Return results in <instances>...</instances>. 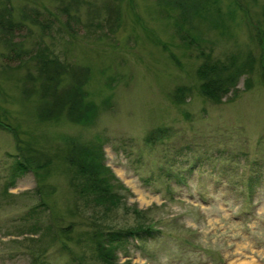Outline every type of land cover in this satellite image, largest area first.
Wrapping results in <instances>:
<instances>
[{
    "label": "rangeland",
    "instance_id": "rangeland-1",
    "mask_svg": "<svg viewBox=\"0 0 264 264\" xmlns=\"http://www.w3.org/2000/svg\"><path fill=\"white\" fill-rule=\"evenodd\" d=\"M82 1L96 10L112 8L95 36L85 28L88 5L78 10L81 23L68 30L58 12L61 0H0V11L8 7L23 24L15 42L30 48L41 39L62 60L89 68L85 102L95 106L88 124L66 113L41 118L35 61L7 57L0 43V264L91 260L85 241L75 240L88 221L74 213L69 177L57 160L68 139L101 145L104 164L129 189L121 191L125 204L145 212L160 231L123 243L121 262L264 264V0H241L242 6L202 0L205 18L194 22L200 31L183 28L203 39L202 49L215 58L255 59L250 88L243 77L238 95L220 104L200 94L201 49L176 34L180 11L168 0ZM50 19L61 28H43ZM179 87L191 89L182 102L172 97ZM161 127L169 130L164 138L148 143ZM21 141L54 159L44 179L17 172ZM131 209H116L108 220L135 226ZM71 224L74 241L53 240Z\"/></svg>",
    "mask_w": 264,
    "mask_h": 264
},
{
    "label": "trees",
    "instance_id": "trees-1",
    "mask_svg": "<svg viewBox=\"0 0 264 264\" xmlns=\"http://www.w3.org/2000/svg\"><path fill=\"white\" fill-rule=\"evenodd\" d=\"M61 1L58 12L63 17L66 16L67 21L64 26L68 30H72L73 25L81 23L78 10L83 5L89 6L86 12L85 28L89 30L90 35L93 34L92 36H95L98 30L103 29L105 20L108 19L107 16L112 17V8L109 5L102 10H96L82 0ZM212 1L210 0V2ZM201 2L203 1L168 0L171 9L180 11V16L176 22V34L180 36L184 44L190 47H192L191 44H194L201 49L200 55H198L201 58V63L196 71L199 81L198 90L204 98L220 104L225 98L228 99L230 94L235 93V97L238 95L237 86L243 77H247L246 85L248 89L250 88V76L256 62L251 55L244 61L236 54H232L226 59L215 58L213 50L210 49L206 52L202 49L200 42H203V39L195 38L190 33L183 31L185 26H190L191 31H195V29L200 31L198 27L194 26V22L197 18H205L203 14L205 6ZM234 2L242 6L241 0H234ZM73 5L75 9H72ZM57 17L56 19L59 20ZM53 20L50 19L48 22L42 23V27L46 29L61 28ZM220 22L214 20V26L219 27ZM22 27V23L13 21L11 10L8 7L0 11V43L5 45L8 51L6 56L9 58L13 56L14 59L30 56V59L36 63L43 104L39 110L40 117L50 119L66 113L77 123H90L92 121L91 113L95 111V106L85 102L88 94L84 90L86 76L90 72L89 68L74 66L66 60H62L60 55L44 45L41 39L33 43L32 47L24 48L21 42L13 40L14 33ZM261 68L263 71L262 79L264 80V63ZM65 75L69 76L72 81H65L63 79ZM190 94V88L179 87L174 91L172 97L177 102H182ZM235 97L228 100L232 101ZM168 131L165 127L154 130L152 133L154 135L147 140L148 143H156L157 140L163 139L164 137H161ZM19 150L21 159L18 163L17 172L21 175L33 171L38 178L44 179L53 167L54 159L45 157L41 151L33 148L29 143L22 142V145H19ZM57 160L64 164L66 174L69 177V184L74 197V213H80L88 221L86 223L87 229L75 240L77 244L84 240L89 255L92 257L86 263L83 262L84 258H80L78 264H134L130 260L121 262L118 255L119 247L129 239L141 241L155 238L160 231L153 229L152 223H147L145 212L136 207L131 209L125 204L121 191L128 193L129 189L104 164L102 146L95 142L84 143L79 140L68 139L61 155L57 156ZM53 191L54 189L51 188L50 193ZM123 207L128 212L130 209L132 210L135 219L138 221L137 225L129 228L119 227L108 220L113 211ZM72 227L73 224L59 229L60 233H55L53 240L56 241L57 236H61L69 242L74 241L72 234L75 228ZM50 231H52L51 228H49ZM35 263H39V260Z\"/></svg>",
    "mask_w": 264,
    "mask_h": 264
},
{
    "label": "bare ground",
    "instance_id": "bare-ground-1",
    "mask_svg": "<svg viewBox=\"0 0 264 264\" xmlns=\"http://www.w3.org/2000/svg\"><path fill=\"white\" fill-rule=\"evenodd\" d=\"M241 264H253V263L246 262V263H241Z\"/></svg>",
    "mask_w": 264,
    "mask_h": 264
}]
</instances>
